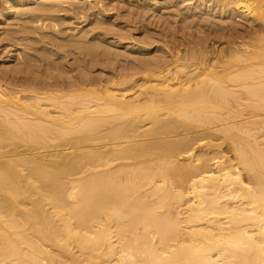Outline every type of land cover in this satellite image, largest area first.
Segmentation results:
<instances>
[{"label": "bare ground", "instance_id": "6f19581e", "mask_svg": "<svg viewBox=\"0 0 264 264\" xmlns=\"http://www.w3.org/2000/svg\"><path fill=\"white\" fill-rule=\"evenodd\" d=\"M62 1L9 7L42 20ZM193 2L258 24L229 55L0 82V264H264V0ZM98 3L81 36L121 37Z\"/></svg>", "mask_w": 264, "mask_h": 264}, {"label": "rangeland", "instance_id": "374dc122", "mask_svg": "<svg viewBox=\"0 0 264 264\" xmlns=\"http://www.w3.org/2000/svg\"><path fill=\"white\" fill-rule=\"evenodd\" d=\"M78 1L63 0L62 4L55 3L60 9L57 10V8L55 10L56 7H53L54 10H52V13L51 11H46L48 15H51L46 17L45 15H41L45 20H43L44 18L42 20L41 18L39 20L35 18V21V19H33V17L27 12L28 14L26 13V16L25 14H19L21 17L17 15L20 20H23L20 21L15 16L20 7L22 11H27L31 5H34L35 7H37V5L33 3L30 5H20L19 7H9L11 0H0V5L2 6H0L2 8L0 10V77L7 74L4 75L5 77L3 76L0 78L2 84L7 85L10 80L13 81L14 79L18 84H21L23 81L26 83L24 77L30 75V72L35 74L38 78L47 79L45 80L46 82L52 80L48 77V74H56L58 77L60 76V78L61 75L65 76L82 71L93 72L95 75L96 73L106 74V72L113 67H119L120 65H123L124 62L126 63L131 58L138 55H165L169 57V55H175V53L183 55L184 53L193 50L198 52L200 49L208 50V53H211V49L214 53L219 51L222 53L223 51V53L229 55V51H231L232 48V52L234 51V48H238L237 44L240 45L241 37H245L244 39L248 40V34L252 29L256 28L255 26L258 24L253 16L236 14L231 17L228 14L220 15L219 11L208 7V3L204 4L203 8L201 5L202 10L200 5L198 7L194 6L196 4V2H193L194 0ZM97 1L99 2L98 4L101 6L103 5L105 8L104 17H109V21H112L114 24V26H112L113 29H116V32L118 31L121 33V37L113 38L114 42L110 38L106 40L105 37L100 36L97 40L93 39L91 34H87V37L85 36V38L81 36L82 32L80 30H91L96 26L94 23V15L90 13L97 10L98 6L94 4ZM23 6H26L27 9ZM76 6L80 7V9ZM3 7L6 10L4 9L3 11ZM73 7H76L78 11ZM206 9L208 10L206 11ZM6 11H8L9 14L6 13ZM31 12L35 11L32 10ZM39 13L46 14L45 12ZM3 16L7 18H3ZM22 16L24 18H22ZM47 17H50V19ZM28 19L31 20L29 21ZM17 28L22 32L21 34L19 32L20 35L17 33ZM21 28L23 31H21ZM29 30L32 31L29 32ZM23 32H27V36L24 35ZM239 34H242V36ZM18 38L20 39L19 41ZM116 39L117 42L115 41ZM229 39L231 40L229 41ZM81 40L84 41L86 47ZM75 42H77V44ZM232 42L236 45L235 47ZM92 43L93 45L95 44L97 48H94V46L91 45ZM87 45L89 47L93 46L92 48L94 49H89ZM144 45L146 47H151V49L145 53L131 50L136 46ZM227 47L231 48L228 49ZM14 51H18L17 55H12ZM27 53L33 56L31 57L32 59L34 58L33 61L31 60L28 62L27 60H24L25 54ZM125 57L127 58L125 59ZM24 61L26 62L24 63ZM182 61L183 60L179 61V63ZM19 62H22V64ZM16 71L20 72L16 73ZM8 76H11L12 78H9ZM18 78L21 79L19 80ZM23 83L21 86H23L24 89H27V86L25 87V85L29 84L28 80L26 84L24 83L23 85ZM37 85L38 87L41 86V91L45 90L46 92H49L50 90V92H53V90L56 91L58 90L57 88H61L60 85H54V87L52 85L49 86V88L42 84ZM51 88L55 89L52 90ZM243 110L244 114L251 113V111L246 113L249 111L247 108ZM5 140L8 141H5V148L3 147L4 150H11L13 146L19 144L13 143L9 138ZM25 145L24 143L23 145L21 143L18 146L19 148H22ZM29 150L34 152L37 149L33 150L32 146ZM37 152L38 151H36V153ZM57 158L56 160H58V162L61 161V157Z\"/></svg>", "mask_w": 264, "mask_h": 264}]
</instances>
